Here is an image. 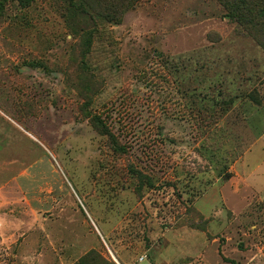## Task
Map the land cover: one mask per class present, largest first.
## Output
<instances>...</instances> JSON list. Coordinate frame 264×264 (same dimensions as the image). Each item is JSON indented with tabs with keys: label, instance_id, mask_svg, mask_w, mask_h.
I'll list each match as a JSON object with an SVG mask.
<instances>
[{
	"label": "rangeland",
	"instance_id": "1",
	"mask_svg": "<svg viewBox=\"0 0 264 264\" xmlns=\"http://www.w3.org/2000/svg\"><path fill=\"white\" fill-rule=\"evenodd\" d=\"M0 264H264V0H0Z\"/></svg>",
	"mask_w": 264,
	"mask_h": 264
}]
</instances>
